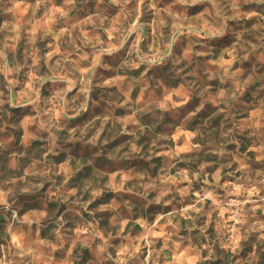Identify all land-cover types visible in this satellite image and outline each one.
Segmentation results:
<instances>
[{"label": "clouds", "instance_id": "9594fccd", "mask_svg": "<svg viewBox=\"0 0 264 264\" xmlns=\"http://www.w3.org/2000/svg\"><path fill=\"white\" fill-rule=\"evenodd\" d=\"M260 69L264 0H0V264H264Z\"/></svg>", "mask_w": 264, "mask_h": 264}, {"label": "rangeland", "instance_id": "374dc122", "mask_svg": "<svg viewBox=\"0 0 264 264\" xmlns=\"http://www.w3.org/2000/svg\"><path fill=\"white\" fill-rule=\"evenodd\" d=\"M40 46L42 47V45H40ZM246 67H247V64H246ZM163 73H164V69H161V74H163ZM257 74L261 75V76H264V69L258 70ZM255 86L259 87V82ZM262 94H264V92H262ZM245 95L247 96V92L245 93ZM190 104H191V102H190ZM190 104H189V106H190ZM5 107H7V106H5ZM13 112H14V114H13V117H12L11 120H9V118L7 116L4 117V119L7 120L9 123H12L13 121H15L20 115L19 110H13ZM201 115H203V114H201ZM219 119H220V117H216L215 120L213 121V123L215 124ZM163 123H165V122L162 121L161 124H163ZM8 132L12 133L17 139L21 135V133L19 131H15V130H13L11 128L8 129ZM116 142L118 143V141H116ZM11 146L14 147L15 146V142H13V144ZM33 146H36V147L42 146V141H40V140L34 141L33 142ZM68 147H72V145L69 144ZM80 147H81L80 142H77L75 148H73V152L74 153L79 152ZM88 147H90V146H85V151L82 154L83 157L85 158V163H86V158H87V154H88L87 153V148ZM242 150H244V149H242ZM2 159H3V154H0V160H2ZM210 159H216V158L215 157H210ZM97 163L99 165H103V164H106V163H109V162L107 160H105L103 157H100V158L97 159ZM141 163H143V161H141ZM40 194H42V193H33L30 198L32 200H36L37 196L40 195ZM109 195H111V194H109ZM24 199H25V196L24 195H20L19 201L21 203L24 201ZM97 203H99V201ZM56 207L57 206L54 203H50L49 204V208L50 209H55ZM60 210H63V206L62 205L60 206ZM3 223H4L3 219H2V217H0V225H2ZM205 255H206V253H205ZM262 259H264V258H262ZM210 264H220V262L219 261H215V262H210Z\"/></svg>", "mask_w": 264, "mask_h": 264}]
</instances>
